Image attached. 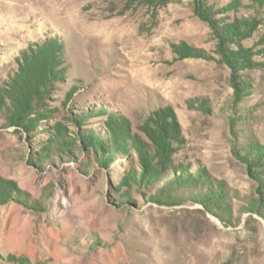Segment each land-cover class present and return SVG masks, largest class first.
<instances>
[{
  "label": "rangeland",
  "instance_id": "obj_1",
  "mask_svg": "<svg viewBox=\"0 0 264 264\" xmlns=\"http://www.w3.org/2000/svg\"><path fill=\"white\" fill-rule=\"evenodd\" d=\"M247 145L264 0H0V264H264Z\"/></svg>",
  "mask_w": 264,
  "mask_h": 264
},
{
  "label": "trees",
  "instance_id": "obj_2",
  "mask_svg": "<svg viewBox=\"0 0 264 264\" xmlns=\"http://www.w3.org/2000/svg\"><path fill=\"white\" fill-rule=\"evenodd\" d=\"M252 26V22H250V23H248L247 21H241V22H236V23H234V24H232L231 25V27L233 28V30L232 31H228V30H223L222 31V35H232V34H240V32L242 31V30H245V31H248L247 30V28H250ZM12 100H15L16 99V97L15 96H13L12 98H11ZM16 103V102H15ZM17 104V103H16ZM16 104H15V108L17 109V107H16ZM21 109H23L22 107H20V110ZM18 110H19V108H18ZM19 110V113H18V117L19 118H21V117H23V115L22 114H24V113H22L21 111ZM25 110V109H24ZM21 114V115H20ZM68 137V136H67ZM70 139V138H69ZM64 140H66V137L64 136ZM71 140V139H70ZM62 147H64V146H62ZM65 148V147H64ZM64 148H62V149H64ZM246 151H244L245 153H244V155L243 156H246V159H247V161L249 162V163H264V147L262 148V147H260V146H250V145H247L246 146ZM248 150V151H247ZM108 153L110 152V151H107ZM47 153V152H46ZM109 155L111 156V154L109 153ZM247 156H249V157H247ZM255 160L257 161V162H255ZM143 163H146L145 161H142ZM201 177H204V175L203 174H200V173H198V175H197V178H199V181L201 180ZM212 196V195H211ZM204 201V200H203ZM207 202H210V205H208V203H207V206L209 207V208H213V207H215V208H218L219 209V212L220 213H224V211H223V208L221 207L222 205H225L226 206V204L224 203V201L222 200V198H221V196L219 195V194H214L213 195V199H211V200H208ZM211 204H212V206H211ZM255 208L256 207H253V209L255 210Z\"/></svg>",
  "mask_w": 264,
  "mask_h": 264
}]
</instances>
